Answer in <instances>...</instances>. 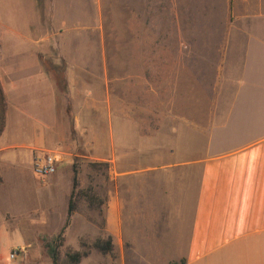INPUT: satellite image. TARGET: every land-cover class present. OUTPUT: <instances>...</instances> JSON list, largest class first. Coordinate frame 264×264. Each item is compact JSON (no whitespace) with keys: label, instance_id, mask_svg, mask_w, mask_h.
Listing matches in <instances>:
<instances>
[{"label":"rangeland","instance_id":"374dc122","mask_svg":"<svg viewBox=\"0 0 264 264\" xmlns=\"http://www.w3.org/2000/svg\"><path fill=\"white\" fill-rule=\"evenodd\" d=\"M230 8L0 0V140L9 145L0 156V264H51L41 237L64 226L59 264L74 251L84 254L78 264H183L194 162L264 131V104L215 83ZM180 47L199 53L179 59ZM47 150L63 161L41 181L32 162ZM108 238L110 252L94 248Z\"/></svg>","mask_w":264,"mask_h":264},{"label":"crops","instance_id":"0c3cea01","mask_svg":"<svg viewBox=\"0 0 264 264\" xmlns=\"http://www.w3.org/2000/svg\"><path fill=\"white\" fill-rule=\"evenodd\" d=\"M230 4L224 44L216 50L221 57L214 65L225 73L215 83L226 85L228 94L232 89L234 98L242 95L261 105L264 0ZM182 49L179 59L187 51L194 58L199 53L196 47ZM8 149L0 140V156ZM194 163L198 184L184 264H264V131Z\"/></svg>","mask_w":264,"mask_h":264},{"label":"trees","instance_id":"16d2710c","mask_svg":"<svg viewBox=\"0 0 264 264\" xmlns=\"http://www.w3.org/2000/svg\"><path fill=\"white\" fill-rule=\"evenodd\" d=\"M61 83L65 84V78H62ZM65 89V86H64ZM0 105L1 108L3 107V94L2 90L0 88ZM3 119V116H2ZM72 193L77 187V170L76 168H73V180H72ZM75 209L74 203L70 199L68 204V210H67V222L71 215L73 214ZM64 229L65 226L61 229V231L56 235L48 236H42L41 240L43 242V246L45 248L46 254L48 255L51 264H59V248L62 246L64 242ZM94 248L100 251L101 253H108L112 250V243L110 238L107 240H96L93 244ZM84 256L83 253L74 251V252H66L65 253V261L67 264H78L82 257ZM184 264V260H183Z\"/></svg>","mask_w":264,"mask_h":264},{"label":"built area","instance_id":"2783aa9c","mask_svg":"<svg viewBox=\"0 0 264 264\" xmlns=\"http://www.w3.org/2000/svg\"><path fill=\"white\" fill-rule=\"evenodd\" d=\"M62 153L57 150H47L38 154L32 162V173L39 180L43 181L55 174L62 163ZM17 253H10L9 260H14Z\"/></svg>","mask_w":264,"mask_h":264}]
</instances>
